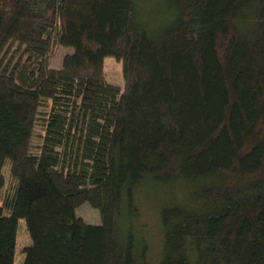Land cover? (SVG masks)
<instances>
[{
	"label": "trees",
	"instance_id": "obj_1",
	"mask_svg": "<svg viewBox=\"0 0 264 264\" xmlns=\"http://www.w3.org/2000/svg\"><path fill=\"white\" fill-rule=\"evenodd\" d=\"M19 219L23 264H264V0H0V264Z\"/></svg>",
	"mask_w": 264,
	"mask_h": 264
},
{
	"label": "rangeland",
	"instance_id": "obj_2",
	"mask_svg": "<svg viewBox=\"0 0 264 264\" xmlns=\"http://www.w3.org/2000/svg\"><path fill=\"white\" fill-rule=\"evenodd\" d=\"M72 48L66 47V46H59L53 51L52 57L49 59L50 67L54 68H60L62 63V58L66 52H71ZM103 76L106 78L108 82H111L115 85L122 86L124 85V75H122V64L121 61L116 60L113 56L108 55L103 59ZM48 109V108H47ZM42 109V112H45L47 110ZM41 131L40 124H36L35 131H34V139H33V145L34 148L32 149V152H35L38 150L36 148L38 144L40 143L39 140V134L38 132ZM149 212L148 214H144L143 219H141V224H148L149 219ZM76 215L78 217H81L82 220H85L87 223L92 225H99L101 223V219L99 217V212L97 209H94L90 206L88 202H84L82 205L76 208ZM152 219H150L151 221ZM149 221V222H150ZM149 225V224H148ZM17 249H16V260L15 264H23V258L24 256L21 253V250L23 246L27 245L30 242L29 234L26 232L25 223L22 219H19L18 221V228H17ZM153 236V235H151ZM152 241H154V236L151 238Z\"/></svg>",
	"mask_w": 264,
	"mask_h": 264
}]
</instances>
